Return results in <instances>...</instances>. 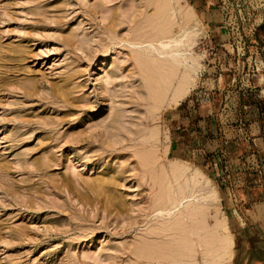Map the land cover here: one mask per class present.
I'll return each mask as SVG.
<instances>
[{
  "label": "rangeland",
  "instance_id": "rangeland-1",
  "mask_svg": "<svg viewBox=\"0 0 264 264\" xmlns=\"http://www.w3.org/2000/svg\"><path fill=\"white\" fill-rule=\"evenodd\" d=\"M161 1L0 0V264H264V0H181L171 31ZM189 9L170 105L156 47Z\"/></svg>",
  "mask_w": 264,
  "mask_h": 264
},
{
  "label": "bare ground",
  "instance_id": "bare-ground-1",
  "mask_svg": "<svg viewBox=\"0 0 264 264\" xmlns=\"http://www.w3.org/2000/svg\"><path fill=\"white\" fill-rule=\"evenodd\" d=\"M162 2V1H161ZM162 3H165V4H167L169 7L171 6V8H169V9H167L168 10V12L169 11H171V10H173V4L175 3V4H178V5H180V3H181V0H163V2ZM164 5V4H163ZM165 7H166V5H165ZM179 7V6H178ZM177 8V7H176ZM186 8V7H185ZM185 8H184V10H185ZM174 9H175V7H174ZM177 11H179V8L178 9H176ZM181 10V9H180ZM162 11H163V9H162ZM166 11V10H165ZM172 12V11H171ZM173 13V12H172ZM178 13V12H177ZM179 13H180V11H179ZM160 14H162V13H160ZM183 15H185L184 16V19H185V28H183V29H179V33H180V35H179V38H176V37H174V36H172V35H170V36H165L166 38H168V37H171V38H169L170 40H168L167 42V44L166 43H163V41H160L158 44V47H156L157 49V52H158V54L159 55H161L160 57L161 58H164V55H165V58L167 57V59H166V61L164 60V59H160L161 60V63L158 61V63H156L157 65H153L154 66V72L156 73V71L158 70V69H160V71H161V73L162 72H164L162 75V80H161V85H162V88H164V87H166V90H168L167 89V87H169L170 85H171V82H172V80H173V76L177 73V72H179V69H178V65L179 66H182V65H184L185 64V72H182V74L180 75H178V79H179V83H178V86H177V88L175 89V91H174V93L172 94V96L170 97V98H168L167 99V102H168V104H170V105H172V104H176L177 102H179V100H181V99H183L185 96H186V94L189 92V88L191 87V85H192V82H193V80H194V78H195V74H196V72H197V70H200V64H199V59L198 58H193L192 60H190V61H188V58L187 57H185L186 56V52L187 51H189L191 48H193V46L196 44L195 43V37H196V35L198 34V31H197V29H196V27L195 26H191V22L193 21V13H192V11H190V9H189V11H186V13L184 14L183 13ZM171 16H173L174 17V13H173V15H171L170 13H169V18H168V20H166V21H169V23L166 25V28L168 29V30H170L171 31V26H172V24H171V20L172 19H174L173 17H172V19H171ZM162 17V16H161ZM164 17H165V15H164ZM184 19H183V21H184ZM172 22H173V20H172ZM183 23V22H182ZM183 23V24H184ZM173 30V29H172ZM178 32L176 33L177 35H178ZM172 33V32H171ZM175 34V33H174ZM177 35H175V36H177ZM178 37V36H177ZM152 47L153 46H155L154 44L153 45H151ZM162 46V47H161ZM154 51V50H153ZM190 51H192V50H190ZM156 51H154V53H155ZM155 57V56H154ZM159 57V58H160ZM156 58H158V57H156ZM158 58V59H159ZM169 58V59H168ZM171 59V60H170ZM153 60H155V59H153ZM164 60V61H163ZM157 61V59L155 60V62ZM163 61V62H162ZM164 63V64H163ZM155 64V63H154ZM149 66V65H148ZM197 66H198V69H197ZM144 67V66H143ZM151 69H152V66H151ZM150 70V69H149ZM148 71V70H147ZM152 71V70H151ZM154 75V74H153ZM156 76H157V74H156ZM158 77V76H157ZM158 80V79H157ZM157 82H159V81H157ZM159 86H160V83H159ZM164 86V87H163ZM158 86H156V88H157ZM161 88V87H160ZM158 90H160V89H158ZM154 91V90H153ZM165 91H163V93H164ZM154 93H156L157 95H159L157 92H154ZM162 93V92H161ZM157 95H155V97L157 96ZM162 94H161V96L159 97V98H162ZM158 98V99H159ZM156 100V99H155ZM162 100H163V98H162ZM161 100V101H162ZM158 101V100H157ZM159 102V101H158ZM163 102V101H162ZM159 103H161V102H159ZM158 103V104H159ZM157 105V104H156ZM159 107L157 106V109H158ZM171 163V162H170ZM174 163V162H173ZM150 164V163H149ZM152 164V163H151ZM171 165H173V164H171ZM171 165H170V167H171ZM181 167H183V169L184 170H187V171H185L186 173L187 172H189V170L187 169V168H185L183 165H181L180 163L178 164H174L172 167H171V172L169 173V172H167L168 173V176H166V177H168V179H169V183H168V180H167V178H166V180H164V181H167V183L170 185V187L171 186H173V179H175L174 178V176L176 175H180L179 176V178H178V180L180 179V181L181 180H183V178H184V180H185V177L184 176H186L183 172H184V170H181L182 168ZM167 173H166V175H167ZM176 173V174H175ZM182 173H183V177H181V175H182ZM195 174L194 175H192L191 177H192V181L191 180H189L190 182H192V183H190V182H188L189 183V186H187V187H184V188H182L181 190H182V193L180 194V196L178 197V196H176V197H172L171 196V194H170V196H169V201L170 202H172V203H178V204H181L186 198H189V197H193V196H195V194H197L196 193V190H197V186H202V185H204L205 183H204V178H203V175H202V173L197 169V171L196 172H194ZM171 174V175H170ZM190 174H193V173H190ZM187 175H188V173H187ZM172 176V180H171V177ZM188 176H190V175H188ZM178 177V176H177ZM181 177V178H180ZM191 177H189V179L191 178ZM187 178V177H186ZM177 180V179H176ZM188 181V180H187ZM186 181V182H187ZM161 182V181H160ZM184 183V182H183ZM188 183H186V185L188 184ZM168 184H166L165 186H167ZM185 184V183H184ZM185 185V186H186ZM192 185H193V188H191L192 187ZM164 186V187H165ZM183 186V185H182ZM195 186V187H194ZM166 188V187H165ZM168 188V187H167ZM166 188V189H167ZM186 188V189H185ZM184 189V190H183ZM191 189V190H190ZM180 190V189H179ZM187 191H188V193H187ZM184 192V193H183ZM166 193H167V190H166ZM177 193V192H176ZM179 193V192H178ZM177 193V194H178ZM210 195H207V196H203L202 197V200H204V201H206L208 198L210 199V200H216V196H215V193L214 192H210L209 193ZM167 195H169V191H168V193H167ZM166 195V196H167ZM216 202V201H215ZM112 204V203H111ZM173 205H175V204H171V206H173ZM210 207V206H209ZM202 209V208H201ZM201 209H200V211H201ZM209 209V208H208ZM203 211V210H202ZM187 212H188V210H187ZM199 212V211H198ZM206 212V211H205ZM203 213V212H202ZM208 213V212H207ZM206 213V214H207ZM214 213V212H213ZM217 213H219V212H217ZM188 214V213H187ZM199 214V213H198ZM189 215V214H188ZM200 215H201V212H200ZM212 215V214H211ZM218 215V214H217ZM186 216V215H185ZM191 216V215H190ZM189 216V217H190ZM208 216V215H207ZM187 217V216H186ZM202 218H203V216H202ZM219 219H221L220 217H218ZM205 219H206V215H205ZM203 221H205L204 220V218L202 219ZM201 220V221H202ZM181 221H182V219H181ZM220 222H221V220H219ZM170 223H173V222H170ZM181 223V222H180ZM199 223H201V222H199ZM204 223V222H203ZM218 226H219V224H217ZM176 226V225H175ZM218 226H216V227H218ZM170 227V226H169ZM204 227H205V224H204ZM215 227V228H216ZM222 227V228H221ZM201 228H203V226L201 227ZM220 229V233H222L223 231H225L226 230V227H225V224H224V222H222V223H220V227L218 228V230ZM222 229V230H221ZM199 230L201 231V229L199 228ZM199 231V232H200ZM204 231H205V229H204ZM207 231V230H206ZM205 231V232H206ZM222 231V232H221ZM208 232V231H207ZM215 232L216 233H218L216 230H215ZM215 232H214V234H215ZM211 233H212V231H211ZM219 233V236H218V240H217V242H221V243H223V242H225L226 241V239H224V233H223V235L222 234H220ZM200 234V233H199ZM205 234V233H204ZM200 235H202V233L200 234ZM199 235V236H200ZM209 235H210V233H209ZM212 235V234H211ZM210 235V236H211ZM215 235H217V234H215ZM227 234H226V232H225V236H226ZM213 236V235H212ZM208 237V236H207ZM214 237V236H213ZM212 237V238H213ZM215 237H217V236H215ZM203 238V235H202V237H201V239ZM204 238H206V237H204ZM210 239H211V237H209ZM221 238L222 239H224L225 241H223L222 242V240H221ZM186 239V237L184 238V240ZM188 240V239H187ZM200 240V239H199ZM204 240V239H203ZM216 240V239H215ZM191 241V240H190ZM207 241V243H208V240H206ZM211 242V241H210ZM215 241H213L212 240V243H214ZM220 243V244H221ZM226 243H227V241H226ZM188 244V243H187ZM190 244V243H189ZM210 244V243H209ZM214 245H218L219 246V243H215ZM227 244H225L224 243V246L223 247H218L217 249H216V254L215 255H217V256H220V258H221V254L224 252V250H223V248L226 246ZM187 246V245H186ZM199 246H201V244L199 245ZM207 246V245H206ZM210 246H212L211 244H210ZM209 247V246H208ZM213 247V246H212ZM199 248H201V247H199ZM204 249V248H203ZM227 249V248H226ZM191 250V249H190ZM189 250V251H190ZM188 251V252H189ZM210 252H211V250H209ZM213 253H214V251H213ZM185 254V253H184ZM210 254V253H209ZM212 254V253H211ZM188 255H190V254H188ZM187 255V256H188ZM194 255V254H193ZM183 256V255H182ZM190 256H192V255H190ZM189 256V257H190ZM184 257H186V255L184 256ZM191 258V257H190ZM204 258H205V254H204ZM186 259V258H185ZM185 261V260H184ZM189 261H190V259H189ZM173 264V263H172ZM185 264H186V261H185ZM188 264H189V262H188ZM190 264H192V263H190Z\"/></svg>",
  "mask_w": 264,
  "mask_h": 264
},
{
  "label": "crops",
  "instance_id": "crops-1",
  "mask_svg": "<svg viewBox=\"0 0 264 264\" xmlns=\"http://www.w3.org/2000/svg\"><path fill=\"white\" fill-rule=\"evenodd\" d=\"M254 113L263 114V110L258 105V106L255 107V112ZM259 125H260L259 123H255V124L251 125V128L253 127L255 130L256 129L257 130L258 129L260 130ZM256 140L257 139L255 138L254 141L252 140V142H254L256 144ZM254 208H255L254 209L255 211H259V212H257L258 214L260 213V211L262 212L263 217L261 218L262 219L261 221H264V192H263V195H262V201H261V203H258Z\"/></svg>",
  "mask_w": 264,
  "mask_h": 264
}]
</instances>
